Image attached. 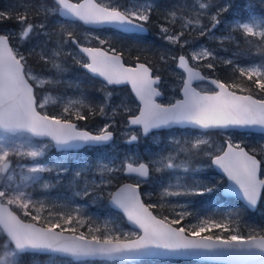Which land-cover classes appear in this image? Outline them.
I'll list each match as a JSON object with an SVG mask.
<instances>
[{
    "label": "snow or ice",
    "instance_id": "1",
    "mask_svg": "<svg viewBox=\"0 0 264 264\" xmlns=\"http://www.w3.org/2000/svg\"><path fill=\"white\" fill-rule=\"evenodd\" d=\"M154 7L152 0H128L125 4L119 0H101L99 3L97 0H80L77 3L72 0H51L50 4L47 0H33L28 4L20 3L15 8L0 10V23L14 19L18 25L17 31L5 30L0 33V235H6V239L0 243V249H4L0 264H20L19 258L25 253L49 255L51 259L59 254L77 260L102 259L124 264L157 257L243 258L255 259L264 264V229L250 228L245 235L240 230L237 212H229L219 220L212 217L199 219L197 225H190L186 229L173 226L190 215L186 203L178 205L183 209L177 213L179 218L169 220L168 217L158 218L151 210L156 205H146L141 199L139 190L150 176V165L156 172L180 168L188 170L193 150L199 154L201 146L209 145V140L202 136L193 141H183L191 146L179 147V152L187 154V158L179 164L175 163L177 156L174 152L167 155L157 153V158H150L147 162H138L143 159L138 151L126 153L119 162L115 156L107 162L101 157L96 165V173L101 177L99 182L95 179L85 181V188L75 193L76 196L84 197L92 194L94 200L103 199V189L113 184L117 174L133 177L135 183L120 185L116 191L108 192L107 198L110 205L121 210L127 222L139 231H124L111 218L105 219L101 229L98 222L87 216L80 206L72 207L70 203L63 205L66 211L53 212L48 209L45 216L46 202L33 200L25 190L31 183L38 182L44 172L58 169L59 175L67 171L61 161L51 166L35 162L50 146L67 151L111 144L114 133L110 129L115 127L116 116L121 111L127 114L123 135L126 137L124 143L128 146L139 145L140 140L153 130L177 126L197 129L202 134L208 130L227 132L259 128L264 131V98H256V95L264 96V64L234 66L233 73L238 72L239 77L231 84H226L202 75L203 68L214 72L218 62L234 64L233 60L217 57L214 49L200 46L190 53V58L179 55L177 60L173 56L172 59L177 60V68L182 70L179 78L183 98L165 105L157 102V97L163 95L160 91L164 86L163 76L154 74L153 68L147 63L126 66L122 54L115 48L105 50L103 47L84 46L64 25L60 26L59 33L49 30L48 26V18L58 15L69 24L82 21L86 25L111 26L123 33L143 34L147 31L145 25L150 21ZM231 7L230 3L217 6L211 0H207V3L196 0L195 16H181L183 22L179 32L167 26L177 22L179 9H175L164 15L166 24L160 25V33L169 44H179L183 48L192 43L189 39H183L189 28L200 36H211L213 30L222 23V15ZM212 8H215L214 12ZM205 17L207 24L202 23ZM231 27L242 32L246 38L264 39V16L250 14L247 21L235 20ZM53 36L58 37L54 42ZM40 37L44 39L40 40ZM90 39H95L100 45L110 44V41L99 36ZM216 39L223 43L233 37L230 33ZM33 40L37 43L31 44ZM12 41L18 43L13 44ZM50 42L55 46L50 48ZM70 43L79 51H65ZM67 56H72L77 64L94 77L102 78L99 91L103 93V99L93 106L82 94L79 98L68 99L60 116L49 115L44 111L46 105L63 98L45 95L41 100L37 87L43 89L46 85L55 86L61 82L57 77L67 71L64 67ZM30 57H38L40 62L49 66L47 71L54 70L55 75L36 73L29 64ZM167 59L164 54L160 56L161 62L165 64ZM189 59L207 62L196 67ZM155 71L160 72L159 69ZM244 76L253 82L258 93L251 94L250 89L238 82ZM194 81L206 82L213 87L205 84L194 87ZM120 84L131 85L138 101L135 111L124 100L112 104L113 93L106 89ZM244 92L250 94H239ZM96 115L109 122L95 134L79 128L73 122L74 119L87 120ZM134 126H138L139 130L133 131ZM44 139L48 142L44 143ZM153 141L158 142V137H153ZM168 141L173 146L181 144L174 136H170ZM225 144L226 147L204 151V155L211 159L213 165L222 169L231 182L224 192L241 196L250 208L255 209L264 190V179L258 176L261 161L257 159L256 150H250V154L240 143H233L231 137L226 139ZM11 156L33 160L31 166L17 165L21 169L19 183L14 179L16 169L12 167ZM89 168L90 165L85 163L75 172V177H81ZM43 187L48 188L49 185L45 183ZM169 187L178 190L169 191L166 188L164 197L203 196L213 193L217 186L197 182L193 185L169 184ZM13 207L22 211L28 222L17 215ZM85 226L87 231H81ZM213 229L218 232L213 233ZM205 232L211 234L201 235Z\"/></svg>",
    "mask_w": 264,
    "mask_h": 264
},
{
    "label": "rangeland",
    "instance_id": "2",
    "mask_svg": "<svg viewBox=\"0 0 264 264\" xmlns=\"http://www.w3.org/2000/svg\"><path fill=\"white\" fill-rule=\"evenodd\" d=\"M78 2L79 0H74ZM101 2V0H98ZM33 0H0V6L4 7L7 6L8 9L17 7L20 3H31ZM106 2V0H105ZM121 4L128 3V0H119ZM154 4V11L152 12L150 21L151 27L154 26V31L151 33L150 37H141V36H131V35H121V33L117 32H110V31H95L90 30L84 27H80L77 23L69 24L68 21L60 20L58 17L50 16L49 18H53L56 21H51L52 19H48V26L49 30H55L57 33L60 31V26L64 25L68 30H71L75 37L79 38L84 43H93L100 45L98 41L95 39H90V37L99 36L101 39H106L110 41V44L101 45L104 46L106 49L109 47L115 48L117 52L122 53H131L134 52L136 55L140 54L141 52L150 53L155 55H166L167 56V63H163L160 66V72L163 76L164 86L161 87L165 92V99L161 102L164 104L173 103L176 98H180V88L182 87L180 83V74L181 71L176 66V60L170 59L175 56L177 59L179 55L185 54L189 56L190 53L194 49H198L200 46L206 47L208 49H214L215 54L217 57L222 58L223 60H233L234 64H224L222 61L218 62L217 66L224 67V73L226 83L231 84V82L236 78L239 77V73L235 76L233 73V68L236 65L240 67H247L252 65H260L259 62L251 60L250 52L251 50H263L264 49V39L260 37H245L244 34L240 31L233 30L231 24L235 20L247 21L250 14H255L257 16H264V0H211L212 4L217 6H223L226 3H230L232 5L229 8L228 12H225L222 17V23L213 30L211 36L205 35L200 36L198 32L193 31L189 28L188 31L185 32L183 39H189L192 41L191 44L185 45L183 48L177 45L169 44L161 35L160 33V25L166 24L164 20V15L170 11L179 9L177 11V22L175 25H167L172 28L174 32H179L181 30L180 24H177L180 20L183 22L180 17L184 16L186 18H193L195 16L194 5L196 4V0H152ZM201 2L207 3V0H201ZM51 3V2H50ZM49 3V4H50ZM211 11H215V8H212ZM155 16V18L153 17ZM202 23L207 24V18L202 19ZM5 30H12L17 31L11 26H4L0 29V33L4 32ZM231 33L233 39L229 41H224L223 43L216 39V37L227 36ZM240 38L244 39L241 40ZM57 36H53V42L57 40ZM13 44L18 43V41H12ZM53 42L49 43V47H54L55 44ZM32 44V43H31ZM231 45H236L237 47H231ZM238 46L244 47V49L239 50ZM22 51L24 49H21ZM65 51H73L78 52L74 46H71V43L64 49ZM122 50V51H121ZM242 54V57H240ZM160 58V57H159ZM242 62H241V61ZM251 60V61H250ZM34 61L38 64V57H34ZM86 62V59H85ZM195 66L200 67L202 64L206 63L207 61H200V62H193ZM70 63L77 64L72 56H67L64 59V67L67 69L66 72L59 75L57 78L61 81L58 85L60 90L57 88H52L47 90V87L51 88V86H45L41 89V93L39 94V98L43 100L45 95H50L54 98H63L57 99L56 102H49L46 105L44 111L47 114L50 113L51 108H54V112L51 115L60 116L62 113L63 105L68 99H76L84 95L83 91H79L80 89L77 88L78 79L72 77L71 66ZM129 64L133 65L134 62H129ZM79 65V64H78ZM32 68L36 73H43L44 75H55V71L52 72H38L36 68L31 63ZM206 69V68H203ZM231 73H233L232 76ZM65 74H70L65 76ZM85 84L93 85L95 88L100 89L102 86V81L98 79H93L90 77L83 79ZM201 84H205V86L210 87L206 83H199L197 86ZM109 92L113 93L112 104H118L121 100H124L127 105L133 109L134 111L137 109L138 103L136 102L135 98L131 94L130 89L125 87H108ZM85 96V95H84ZM88 101L95 106L96 99L94 96H86ZM111 109H109V112ZM126 121H127V114L121 113L116 116V125L115 127L111 128L112 130L118 129L116 134L120 137L111 145H107L104 147H97L95 149L96 154L98 157L95 162L89 160L86 154V150H90L93 148H85L82 151H69V152H57L54 150V146H50L42 157L37 158L35 161L39 164L45 165H53L57 161H61L63 166L67 169L66 172L61 174H66V179L63 185L59 186L58 188H54L50 184V179L52 181L50 175L52 173L56 174L55 178L57 180H61L63 175L57 174L59 171L54 170L50 172H44L41 174V179L38 182L31 183L25 190L31 194L33 200L37 201H45L46 208L43 212L46 213L48 209H51L53 212L59 211H66L63 208L65 203H70L72 207L80 206L83 209V212L87 216H91L94 220H96L99 226L104 227V221L106 218H111L116 223L118 221V217L115 214H110L108 211L102 212L99 209H92L94 203L92 201H87V197L84 196H76V192H80L85 188V181L90 182L91 180L95 179L97 182L100 180V176L96 173V165L97 160L103 157L104 161L107 162L110 157H117V162L122 160L124 155L128 152L138 151L142 156V161L147 162L150 158L155 159L156 154L160 153L162 155H167L169 152H174L177 156L175 163L179 164L181 161H184L187 158V154L183 152H179V147H189L190 144H184L183 141H193L197 137H201L209 140L208 146H201L202 150L199 151V154H195L196 150H193V155L190 158V165L188 170L183 168L175 169V170H164L162 172H156L155 168L150 165L152 170V176L146 182L142 184L148 185L146 191H144V196L150 198L151 196L156 197L153 199L152 203L159 204L163 208L166 209L167 212L171 213L176 217L178 212L183 211L182 208L178 207V205L187 204V212L190 213L188 217L184 219V226L190 225H197L199 219H203L206 217H212L213 219H219L222 214H227L230 211L228 208V201H220L218 197L215 195L216 191L209 194L212 195V201L207 204L199 203L195 204L194 201H188L183 196L180 197H164V191L167 188L169 191H176L178 190L176 187H169V184L176 185V184H184V185H193L197 182H203L208 184L209 186L215 184L217 187L216 189L220 190L224 183H222V177L217 174L211 164V160L208 156L204 155V151H214L216 148L221 146H225V141L228 137H231L233 143H240L242 146H246L248 150L255 149L256 154L259 155L260 160L264 162V135H253L250 133H238V132H221V131H214L213 133H204L202 134L201 131L193 130L190 128H182V129H172V130H165V131H153L150 133L146 138H142L140 140L139 145H132L128 146L124 143L125 136L123 135L126 129ZM107 119H96L93 121L92 124H85L82 127L86 126L85 128L92 129L95 132H98L100 128L103 127L105 123H108ZM110 129V130H111ZM137 127L133 128V131H138ZM170 136H174L181 141L179 146L169 145L168 138ZM153 137H158V142L153 141ZM44 143H47V140H43ZM10 159L12 160V167L16 169L14 174V179L17 183L20 181V171L21 169L17 166L19 165H26L31 166L33 160L31 158H20L11 156ZM138 161V162H142ZM88 163L90 168L82 173L81 177H75V172L81 168L82 165ZM165 173L167 175H165ZM120 175H124L123 173L117 174L119 177ZM125 176V175H124ZM126 177V176H125ZM261 177L264 178V166H262ZM129 180L135 182L133 177L127 176ZM47 183L49 185L48 188H44L43 185ZM80 183V184H79ZM113 183H115L113 181ZM109 187L104 188L103 190L110 192L111 189ZM91 197L93 195L91 194ZM100 200V199H99ZM101 201V200H100ZM149 205H152L148 203ZM174 206H176L174 208ZM15 211H17L23 218V212L13 207ZM261 211H259L260 213ZM33 214L35 212L33 211ZM162 218V217H161ZM124 231H137L134 230L126 225L118 223ZM182 227V226H181ZM187 229V228H186ZM2 238V243L4 239H6V235H0ZM4 249H0V255L3 254ZM22 255L20 256V258ZM35 264H71L72 260L67 258H62L55 256V259H51L49 255H45V259H42L40 256H35ZM19 258V260H20ZM61 258L63 260H61ZM85 262V261H83ZM89 262V261H88ZM82 264V263H81ZM84 264V263H83Z\"/></svg>",
    "mask_w": 264,
    "mask_h": 264
},
{
    "label": "trees",
    "instance_id": "3",
    "mask_svg": "<svg viewBox=\"0 0 264 264\" xmlns=\"http://www.w3.org/2000/svg\"><path fill=\"white\" fill-rule=\"evenodd\" d=\"M47 2L50 3L51 0H47ZM7 9H8L7 6L4 7V8H2L0 6V10H7ZM153 17L155 18V16H153ZM3 23H0V28H2L4 26L5 27L6 26H13L14 28H16V30H18V25H17V23H16V21L14 19L13 20H6ZM180 23H182V22L179 20L177 24H180ZM175 26H176V24H175ZM151 28L154 31L155 27L152 26ZM43 39L44 38H42L40 40H43ZM31 43L32 44H36L37 41L33 40V41H31ZM250 53H251L250 54V56H251L250 59L251 60L260 61L261 64H264V49L260 50L258 53H255L254 51H251ZM122 54L125 57V59L127 61H129V62H135V61L141 60V61H144V62H147L148 64H150L153 67L154 71L156 69L160 70V66H161L162 62H161V60L159 58L160 55H158V54L155 55V54L141 52L140 54L136 55L134 52L125 53L123 51H122ZM170 59H172V58H170ZM29 60L31 61V63L34 62V57H30ZM37 67H38L39 71L48 73L47 69H48L49 66L43 64L42 62H40L39 58H38ZM74 68H75V72L72 73L73 74L72 77L75 78V79H78L77 84L79 86L77 88L80 89L79 91H83L85 96H87V95L94 96L95 99L97 100L96 103H95L97 105L103 99V93L101 91H99V89L95 88L93 85H89L88 83L85 84V81L83 79H86V78L90 79V76L86 72H84L81 67H79L77 64H74ZM204 71H206V72L210 73L211 75L217 76L220 79L226 81L224 73L222 72V67L221 66H217L216 65V68H215L214 72L210 71L208 69H204ZM237 74H238V72L235 73V76ZM255 79H256V77L253 78V80H255ZM238 82L243 87L250 89L252 94L258 93V89L254 86L253 82L248 81L246 76L240 77ZM56 87H57L56 91L59 90L58 89V85H56ZM106 90H108V87H107ZM244 93H249V92H244ZM256 96L258 98H264V96H261V95H256ZM51 109L52 110H50V113H49L50 115L54 112V108H51ZM84 114L87 115V111H85ZM96 119H101L102 120L104 118L99 116V115H96V116L89 117L87 120H79V121H77V120L74 119L73 121L77 122L80 126H83L85 124H90L91 125L93 121H96ZM84 127H87V125L84 126ZM116 131L118 132L117 128H116ZM119 138L120 137L117 136L116 139L118 140ZM95 149L96 148H93V149H90V150H86L87 157L89 158V160H92L93 162H95L97 157H98V154H96ZM61 175H63L61 180H57V178H55L56 174H54V173H52L50 175L51 178L54 177L52 179V181L50 179V184L54 188H58L59 186L63 185V183H64V181L66 179V174H61ZM165 175H167V174L165 173ZM125 180H127V178L124 175H120L119 177L117 176V178L114 180L115 183H113L110 186V188H109V189H111L110 192H112V190H114L115 187L118 184H120L121 182H123ZM222 181H223L222 183H224L223 178H222ZM142 187L144 188L143 191H146L149 186L144 184ZM103 191L105 193V196H104L103 199H100L101 201L100 200H94L93 197H91V194L89 196H87L86 200L87 201H92V203H94L93 205H89V206H92L91 207L92 209H99L102 212L108 211L110 214H115L118 217L117 223L120 222L121 224L126 225V222H125L123 216L121 214H119V213L114 212L108 206V198H107V193L108 192L105 191V190H103ZM215 191H216L215 195L220 197V190L216 189ZM183 197L185 199H187L188 201H194L195 204H199V203L207 204V203H210V201H212V199H213L212 195H209V194H205L203 196L192 195V196H183ZM154 198L156 200V197H153V196H151L150 198L146 197V201L148 203L152 204V205H156V208H154L153 210L160 217H168L169 220L177 219L176 217H174V215H172L171 213L167 212L166 209L163 208L162 206H160L158 203L157 204L152 203ZM228 203H229L228 208H230L229 212H237L238 213V215H239V227H240V230L245 235H247V233H248L250 228H256L258 230L259 229H264V192H263L261 204L259 206V210L255 211V212L250 211L247 207H245L241 202H239L237 200H230V201H228ZM259 211H261V212L259 213ZM44 215L46 216V213H44ZM224 217H225V214H222L219 219H222ZM26 219H28V218H26ZM177 226H182V227H185V228L189 229V226H184V220H182L180 222V224H178ZM101 229H103V226L101 227ZM80 230L81 231H87V226H85V228H82ZM212 232L215 233V232H218V230L213 229ZM201 234H211V233L205 232V233H201ZM225 235H227V233H225ZM0 243H2V238H0ZM35 256H39V255H31L29 253L23 254L22 257L19 260L20 264H35V259H37V257H35ZM40 257L42 259H45L44 258L45 256H40ZM61 260H63V259L61 258ZM81 263L82 264L83 263L84 264H124V263H119L117 261H100V260H94V261H89V262L88 261H85V262H74V261H72L71 262V264H81ZM135 264H211V263L196 262V261H192V260L147 259V260L135 262ZM212 264H215V263H212Z\"/></svg>",
    "mask_w": 264,
    "mask_h": 264
},
{
    "label": "water",
    "instance_id": "4",
    "mask_svg": "<svg viewBox=\"0 0 264 264\" xmlns=\"http://www.w3.org/2000/svg\"><path fill=\"white\" fill-rule=\"evenodd\" d=\"M72 2L73 3H76V2H74L73 0H72ZM98 2V1H97ZM99 3V2H98ZM82 24H84L82 21H80ZM85 26H88V27H92V28H103V27H107V26H101V25H86V24H84ZM109 27H111V26H109ZM145 27H146V29H147V31L145 32V33H143V34H137V33H126V34H137V35H147L150 31H149V27L147 26V25H145ZM84 46H87V45H84ZM89 47H91V46H89ZM105 49V48H104ZM106 50V49H105ZM111 54V53H110ZM122 60H123V62H124V64L126 65V66H132V67H135V65L137 64V63H146V62H143V61H138V62H136L135 63V65H129V64H127L126 62H125V59H124V57L122 56ZM190 62V61H189ZM149 65V64H148ZM181 70V69H180ZM89 73V72H88ZM89 74H91V73H89ZM92 75V74H91ZM202 75H205L203 72H202ZM93 76V75H92ZM206 76V75H205ZM97 78V77H96ZM210 78H212V79H217L216 77H210ZM98 79H101L102 80V78H98ZM198 82H200V81H194L193 82V86L195 87V84L196 83H198ZM129 86L130 87V90H131V92H132V89H131V85L130 84H120V85H115V86H117V87H121V86ZM111 86H113V85H111ZM35 87V86H34ZM161 91V90H160ZM162 92V91H161ZM163 93V92H162ZM181 93V92H180ZM132 94H133V96L135 97V95H134V93L132 92ZM239 94H249V93H239ZM181 95H182V93H181ZM164 97V94L161 96V97H157V102L158 103H160L159 101H158V98H163ZM183 98V97H182ZM181 98V99H182ZM257 98V97H256ZM135 99H136V97H135ZM257 99H259V98H257ZM136 101H137V99H136ZM138 102V101H137ZM74 122V121H73ZM76 123V122H75ZM77 124V123H76ZM78 126V125H77ZM134 127H138V126H134ZM178 128H184V127H179V126H177ZM177 127H174V128H177ZM81 129H84V128H81ZM84 130H87V131H90V132H92L93 134H95V132H93V131H91V130H88V129H84ZM160 130H164V129H160ZM153 131H155V130H153ZM208 131H210V130H208ZM221 131H223V130H221ZM238 131H242V132H252V133H258V134H264V131H262V130H260L259 128H256V129H243V130H238ZM114 133V132H113ZM114 137H115V134H114ZM40 139V138H39ZM114 140V139H113ZM55 147V146H54ZM244 148H245V150L246 151H249L245 146H243ZM55 149L57 150V151H63V150H58L56 147H55ZM69 150H74V149H69ZM250 154H251V152H250ZM257 159L258 160H260L258 157H257ZM261 161V160H260ZM213 165V164H212ZM214 166V168H215V170H216V172L217 173H219L220 175H222L225 179H226V184L223 186V188L221 189V194L224 196V198H236V199H238V200H240L248 209H250V210H252V211H255L257 208H258V206H259V203H260V200H261V198H260V200H258V202H257V205H256V207H255V209H252V208H250L247 204H246V201H244L243 199H242V197L241 196H239V195H236V194H233V193H226V192H224V189L225 188H227L228 186H229V184H231V182L228 180V178H227V175L222 171V169H220V168H218L217 166H215V165H213ZM261 166H262V162H261ZM258 176H259V178L260 179H262L261 178V168H260V172L258 173ZM150 177V176H149ZM128 183H134V182H131V181H125V182H123V183H121L120 185H123V184H128ZM120 185H118L117 187H119ZM117 189V188H116ZM116 189L114 190V191H116ZM113 191V192H114ZM140 195H141V199L143 200V202L146 204V205H148L146 202H145V200H144V198H143V195H142V192H141V188H140ZM262 193H263V190H262ZM262 196V195H261ZM108 204H109V206L113 209V210H116V211H118V212H121L122 213V211L121 210H118V209H116V208H114L112 205H110V203L108 202ZM152 211H153V214L154 215H157L155 212H154V210L153 209H151ZM14 211V210H13ZM123 214V213H122ZM17 215H19L18 213H17ZM20 216V215H19ZM123 216H124V214H123ZM158 216V215H157ZM124 218L126 219V217L124 216ZM158 218H161V217H159L158 216ZM26 222H28L27 220H26ZM126 222H127V220H126ZM127 224L131 227V228H133L128 222H127ZM174 227H180V226H177V225H173ZM137 230H139V229H137ZM201 235H206V234H201ZM56 255H59V254H56ZM60 256V255H59ZM66 258H70V257H66ZM72 260H74V261H84V260H102V259H84V260H77V259H73V258H71ZM144 259H166V260H170V259H174V260H195V261H204V262H210V263H219V264H260V262L258 261V260H255V259H243V258H210V257H157V258H142V259H140V260H144Z\"/></svg>",
    "mask_w": 264,
    "mask_h": 264
},
{
    "label": "flooded vegetation",
    "instance_id": "5",
    "mask_svg": "<svg viewBox=\"0 0 264 264\" xmlns=\"http://www.w3.org/2000/svg\"><path fill=\"white\" fill-rule=\"evenodd\" d=\"M4 7H6V6H4ZM4 7H2V8H4ZM99 31H110V32H115V33L119 32V31H116L113 28H104V29H101ZM119 33H121V32H119ZM121 35H123V34L121 33ZM90 44L93 45V46H96L97 45V44H93V43H90Z\"/></svg>",
    "mask_w": 264,
    "mask_h": 264
},
{
    "label": "bare ground",
    "instance_id": "6",
    "mask_svg": "<svg viewBox=\"0 0 264 264\" xmlns=\"http://www.w3.org/2000/svg\"><path fill=\"white\" fill-rule=\"evenodd\" d=\"M98 1V0H97ZM99 2V1H98ZM4 24V23H3ZM179 69V68H178ZM179 71H181L182 72V70H180L179 69ZM225 132V131H224ZM227 132H238V133H250V134H252V132H242V131H238V130H229V131H227ZM22 219H24L23 217H21Z\"/></svg>",
    "mask_w": 264,
    "mask_h": 264
}]
</instances>
